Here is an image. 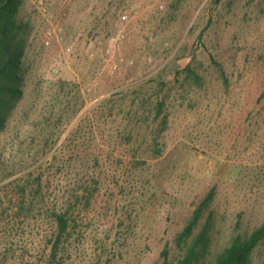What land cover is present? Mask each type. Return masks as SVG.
<instances>
[{
    "label": "rangeland",
    "instance_id": "rangeland-1",
    "mask_svg": "<svg viewBox=\"0 0 264 264\" xmlns=\"http://www.w3.org/2000/svg\"><path fill=\"white\" fill-rule=\"evenodd\" d=\"M22 1L29 71L0 135V264H47L52 197L74 199L64 264H161L211 190L208 258L264 221V0ZM38 173L43 193L12 226L17 186Z\"/></svg>",
    "mask_w": 264,
    "mask_h": 264
},
{
    "label": "trees",
    "instance_id": "trees-1",
    "mask_svg": "<svg viewBox=\"0 0 264 264\" xmlns=\"http://www.w3.org/2000/svg\"><path fill=\"white\" fill-rule=\"evenodd\" d=\"M22 0H0V135L6 129L18 104L25 96L29 71L27 61V38L29 23L19 16ZM189 71L190 67H186ZM69 106L66 105L67 109ZM76 112V110H75ZM32 175H30L31 177ZM15 197L16 210L10 215L12 226L28 220L29 207L34 208L38 195L44 190L43 174L38 173L27 184L18 185ZM211 190L187 219L184 227L173 240L167 242L161 253V264H170L169 255L173 244L179 253L175 264H250L252 252L264 244V221L249 234L235 233L229 242L214 256H210L211 214L203 220L209 206ZM76 202L78 198H75ZM49 200V198H48ZM47 206L50 231L45 236L40 253L47 257V264H64L65 242L70 235L74 199L69 197L66 204L50 199ZM29 205L25 207V204ZM60 202V204H59ZM2 217H0V224ZM17 228V227H16Z\"/></svg>",
    "mask_w": 264,
    "mask_h": 264
},
{
    "label": "built area",
    "instance_id": "built-area-1",
    "mask_svg": "<svg viewBox=\"0 0 264 264\" xmlns=\"http://www.w3.org/2000/svg\"><path fill=\"white\" fill-rule=\"evenodd\" d=\"M38 4H39V6H42L41 8L43 9V2H42V0H38ZM44 10V9H43ZM126 18H127V15H125V14H123L122 16H121V19L122 20H126ZM49 37H51V33L50 32H47V38H49ZM46 43H49L48 41H46Z\"/></svg>",
    "mask_w": 264,
    "mask_h": 264
}]
</instances>
